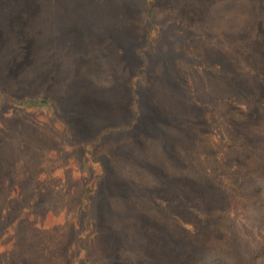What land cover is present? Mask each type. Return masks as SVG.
I'll return each instance as SVG.
<instances>
[{
  "label": "rangeland",
  "instance_id": "374dc122",
  "mask_svg": "<svg viewBox=\"0 0 264 264\" xmlns=\"http://www.w3.org/2000/svg\"><path fill=\"white\" fill-rule=\"evenodd\" d=\"M151 6L155 28L147 0H0V88L51 99L0 102L11 261L248 257L264 208V0Z\"/></svg>",
  "mask_w": 264,
  "mask_h": 264
},
{
  "label": "trees",
  "instance_id": "16d2710c",
  "mask_svg": "<svg viewBox=\"0 0 264 264\" xmlns=\"http://www.w3.org/2000/svg\"><path fill=\"white\" fill-rule=\"evenodd\" d=\"M155 0H147V9L145 12L146 20L147 23L149 24L150 27L155 28L152 19H153V9H152V3ZM14 2V0H13ZM151 37V33L148 34V39ZM50 98L43 96L42 94H35V95H27V96H14L13 94L7 92L6 90H3L0 88V102H7L10 103L14 106L22 107V108H32V107H39L42 108V106L49 105ZM131 109L134 110V104L131 105ZM264 133V131H263ZM263 161L262 163L264 164V156L262 157ZM21 161H19L16 165H20ZM252 183H250L252 188H256L257 190L262 187L261 180L257 179H252ZM92 189V184L90 186H87L84 190L83 196L81 201L77 205L78 210L86 211L88 212L89 208V193ZM195 210V209H194ZM196 211V210H195ZM199 215H201L200 211H196ZM257 212V213H256ZM254 214L258 216L257 220L255 221L254 228L251 231L252 234L258 235V237L255 238V240L248 244V251L245 252L247 253L248 257H242L241 259H237L233 256H229L228 253H226L228 260L230 264H264V232H262L264 228V208L261 207V205H257L255 208ZM202 216V215H201ZM256 229V230H255ZM78 242L80 243L81 247L84 248L83 245V239L82 237L78 238ZM1 254V252H0ZM14 252L10 249L7 251V254L3 256L2 254L0 255V264H23L21 261H11L9 258L13 256ZM207 262H204L203 264H207ZM217 261H214V264H216Z\"/></svg>",
  "mask_w": 264,
  "mask_h": 264
}]
</instances>
